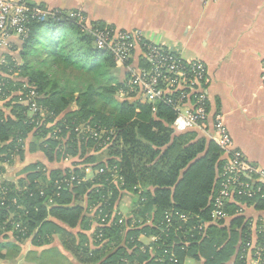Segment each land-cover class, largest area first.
<instances>
[{
    "label": "trees",
    "instance_id": "trees-1",
    "mask_svg": "<svg viewBox=\"0 0 264 264\" xmlns=\"http://www.w3.org/2000/svg\"><path fill=\"white\" fill-rule=\"evenodd\" d=\"M59 12L42 21L31 20L27 38L20 41V46L10 45L11 54L17 51L22 64L14 54H9L6 64L0 66L4 73L10 69L18 72L19 83L36 88L40 96L37 103L46 110L42 128L38 126L41 118L37 115L32 122L22 106H12L8 116L0 111V163L12 162L16 152L25 158L24 141L29 136L34 141L31 151H41L50 163L63 162L68 157L83 160L65 170L49 171L40 163L32 164L18 185L1 182L0 242L12 230L16 243L34 234L35 244L42 245L46 236L59 235L62 246L80 264L101 260L102 264H124L128 249H133L128 255L132 264H174L170 261L171 252L176 254L178 264H185L187 259L202 264H229L234 258L240 264L244 245L252 238L249 221L239 216L242 214L236 212L238 207L234 204L227 205L229 225L225 220H211L224 152L212 141L197 140L195 132L175 133V115L163 104H158L153 112V107L135 100L119 101L117 95L125 88V80L113 56L97 50L92 36L66 13ZM71 76L76 82L69 79ZM54 121L58 122L51 128L46 126ZM85 124L103 130L102 140H78L74 130ZM57 130L60 133L55 135ZM48 135L51 137L39 143ZM106 142L110 145L104 158L91 154L102 152L100 144ZM89 163L105 172L117 168L122 182L118 186L110 183L112 179L107 173L87 180L81 166ZM140 189L143 192L139 195ZM124 192L133 199L137 196V200H133L124 225H119L122 216L115 213L111 221L110 218L118 195L123 197ZM84 196L89 203L87 210L79 204ZM50 199L52 206L48 205ZM242 203H254L264 209L261 195ZM96 207L94 220L88 210ZM173 212L189 214L193 219L188 224L174 222L173 228L163 233L165 218ZM10 214H14V220L8 222ZM99 214L108 216L106 223L100 222ZM148 220L151 223L145 224ZM139 221L146 226L126 231ZM201 221L205 222L202 232L198 230ZM18 224L23 232L16 228ZM79 227L82 230L75 232ZM90 227L96 228L92 237L87 234ZM142 232L159 237L156 244L145 248V254L140 251L143 245L136 241ZM256 238L257 244H264V233ZM122 240L126 245L107 255L110 246ZM94 244L100 248H93ZM7 246L0 243V261L11 250ZM12 249L16 251V246Z\"/></svg>",
    "mask_w": 264,
    "mask_h": 264
},
{
    "label": "crops",
    "instance_id": "crops-1",
    "mask_svg": "<svg viewBox=\"0 0 264 264\" xmlns=\"http://www.w3.org/2000/svg\"><path fill=\"white\" fill-rule=\"evenodd\" d=\"M31 4L50 12L68 14L79 11L89 23L140 32L152 44L176 51L187 61L205 64L208 69L205 89L211 121L206 131L194 133L196 139L214 142L211 124L220 115L235 148L241 150L249 162L264 168V0H30ZM20 41V38L12 36L7 43L20 46ZM8 44L0 42L1 60L11 54ZM11 55L22 64L17 51ZM0 111L7 115L1 107ZM32 139L29 136L24 141V160L1 167L0 183L16 182L32 164L40 163L44 170L49 171L75 166L64 161L50 163L41 151L32 152ZM222 159H225L224 155ZM81 168L84 170L87 166L82 165ZM133 197L129 193L123 194L130 208L133 201L128 199ZM134 199L137 200V196ZM79 204L87 210V197ZM239 216L249 221L253 238L264 233V209L253 203L246 206ZM225 221L229 225L230 217ZM95 229L91 228L87 234L92 237ZM80 230L81 227L75 232ZM45 239L44 244L37 245L33 234L24 242L16 243L14 230L6 232L0 243L8 245L6 248L11 250L7 254L5 248L3 253L7 257L0 264H55L48 263L51 261L47 257L54 254L65 257L72 264H80L62 246L59 235L46 236ZM13 245L16 251L12 249Z\"/></svg>",
    "mask_w": 264,
    "mask_h": 264
},
{
    "label": "built area",
    "instance_id": "built-area-1",
    "mask_svg": "<svg viewBox=\"0 0 264 264\" xmlns=\"http://www.w3.org/2000/svg\"><path fill=\"white\" fill-rule=\"evenodd\" d=\"M58 14L59 11L50 12L33 8L30 0H0V42L7 46V41L12 36L24 40L28 36V24L31 20L42 21L46 17H55ZM67 16L77 21L81 28L92 36L97 50L113 56L116 68L121 71L125 80V88L119 93L121 98L151 106L153 112H156L158 104L170 108L175 115L172 124L175 133L204 132L209 128L211 121L209 98L205 89L208 69L205 64L200 61H187L176 51L152 44L145 40L140 32L119 30L110 25L97 26L89 23L86 16L79 11L70 12ZM8 48L12 47L9 45ZM138 50L140 55L136 56ZM5 64L6 59H0V66ZM15 76L18 77V72L12 69L3 76L0 82V94L9 86L16 87ZM262 80L264 82V61ZM19 95L21 104L33 103L35 112L46 113V110L37 103L40 96L36 88L25 83L23 88L19 89ZM211 127L215 133L212 139L225 156L218 178L219 189L214 197L211 212V220L216 223L230 217L226 211L228 204L236 205L238 207L236 212L243 214L247 206L246 203H242L243 200H253L259 195L264 197L262 195L264 168L249 162L244 153L235 148L222 116L217 115ZM74 132L77 135L84 134L91 140H102V135L105 134L103 130H96L87 124L78 126ZM109 145L106 142L100 144V147L107 148ZM106 173L111 176L110 183L118 186L122 182L117 168L107 169L106 172L101 169L99 172V174ZM57 188L61 189L59 186ZM141 193L140 190L138 194ZM98 208L96 207V212ZM118 215L122 216L119 225H124L125 218L120 213ZM98 218L104 224L108 216L101 217L99 214ZM192 219L189 214L173 212L166 216L165 229H162V232L170 231L175 225L174 222L188 224ZM201 223L202 225L198 227L200 232L205 229L203 226L205 222L201 221ZM17 228L24 231L20 225ZM151 240L156 244L159 237L155 236ZM170 255L171 263L178 264L176 254L171 252ZM239 259L240 264H264V244H257V238L252 237L244 245L243 254ZM234 261L232 264L238 263Z\"/></svg>",
    "mask_w": 264,
    "mask_h": 264
},
{
    "label": "rangeland",
    "instance_id": "rangeland-1",
    "mask_svg": "<svg viewBox=\"0 0 264 264\" xmlns=\"http://www.w3.org/2000/svg\"><path fill=\"white\" fill-rule=\"evenodd\" d=\"M36 64L33 63V66H35ZM54 71H58L57 69H55ZM60 72V71H59ZM6 73L2 72L0 70V82L2 81L1 79L3 78V76H5ZM67 76V75H65ZM64 76V77H65ZM18 79H19V73H18V77L15 76V79H14V85L16 87H20V88H23V86L25 85V83L23 82H18ZM69 79H72L74 82H76L74 80V77H70ZM82 80V79H80ZM84 80V79H83ZM27 84V83H26ZM15 87L14 86H9L7 87V89L5 88L3 91H2V94H0V107L2 109H4V111H6L7 113V116L8 115H11V111H12V106L14 105H18V106H22L24 108L27 109V112H26V116L28 117V119H30L32 122H33V119L38 115L39 118H41L38 126L40 128H42L44 126V121L43 119L45 118V115L46 113H41L39 114V112H35L36 108H33V103H28V102H25V103H22L20 102V95H19V90H15L14 89ZM1 93V92H0ZM5 94V95H4ZM4 95V96H3ZM117 99L119 101H123L125 99L121 98L120 95H117ZM134 102V101H133ZM9 105V106H6V105ZM55 122V121H54ZM51 123V124H48L46 125L48 128H51V126H54L58 121H56L55 123ZM60 133V130H57L55 131V135ZM70 133H68L69 135ZM51 135H48L46 138H42L40 140L39 143H43L47 138H50ZM81 139H85L87 142L88 140H91L90 138H88L87 136H85L84 134H79L78 135V140H81ZM38 141V140H37ZM34 143L33 139L31 140V144ZM100 150H103L102 152L101 151H98V152H93L90 153L98 158H101V156H103V158L105 157L104 154L106 153V148H102ZM7 155H4L3 157H6ZM72 157H68L67 160H65L64 162L67 163L68 165H75L76 164V161L78 162H81V160L83 159H80L79 157H74L73 159H71ZM12 162H5V163H0V168L3 167L5 168V166H11L13 165L15 162H17L18 160H24V158H22L20 155H18V152H16L13 156H12ZM71 159V160H69ZM76 160V161H75ZM85 162V160H84ZM95 165V167H94ZM87 168H85V174L87 175L86 176V179H92V178H95V176L100 172V170H97L99 168L96 167V164H90L89 165H86ZM88 171V172H87ZM1 173V172H0ZM28 173H26L23 177H25ZM7 176V175H6ZM22 178V177H21ZM20 179V177H19ZM19 179L14 183H16L18 185V182H19ZM118 201H117V207L116 209L114 210V213L113 214H123V217L126 218V216L128 214H130L131 211H129L131 208L129 206H127L128 202L126 200H124L123 197H121V195L119 194L118 197H117ZM132 199V200H131ZM130 200L128 199L129 202H132L133 201V198H131ZM133 203V202H132ZM49 204H52V201L49 200ZM89 214L91 216L94 217V220H96V208H91L88 210ZM127 214V215H126ZM14 214H10V217L8 218V222L14 220ZM125 215V216H124ZM137 224V225H136ZM145 224H150L149 222L145 223ZM145 224L142 223V221H139L138 223H134L133 226L129 227V228H126V231L128 230H133V229H137V230H140L143 228V226H146ZM20 225V224H18ZM17 225V226H18ZM16 226V228H17ZM21 226V225H20ZM22 228V227H21ZM23 229V228H22ZM125 237V235L123 236V238ZM155 236H148L146 233H140L138 238L136 239V241L138 243H141L143 245V247L140 249V251H142V254H145V248L147 247H152L154 242L151 240L153 239ZM126 245V243H124V240H122L119 244H112V246H110L111 250L107 253L108 254H114L118 251L119 248L121 247H124ZM93 248H100L98 247L96 244H94ZM136 248H138V246L135 247V250ZM127 254L128 255H131L133 253V249H128L127 250ZM154 251L152 252V249H151V256L154 255ZM127 255L128 258H125L124 260H122V262L124 264H132L130 262V259H129V256ZM49 257L48 259H50L51 262H48V263H55V264H72L68 259H66L65 257L61 256V255H57V254H54V255H49L47 256ZM46 261V260H45ZM157 262H161V261H158L156 260ZM102 262H104L103 260L101 261H95V264H102ZM186 264H202L200 262H196V261H193L191 259H187L185 261ZM115 264V263H114ZM136 264V263H135ZM146 264V263H145Z\"/></svg>",
    "mask_w": 264,
    "mask_h": 264
},
{
    "label": "water",
    "instance_id": "water-1",
    "mask_svg": "<svg viewBox=\"0 0 264 264\" xmlns=\"http://www.w3.org/2000/svg\"><path fill=\"white\" fill-rule=\"evenodd\" d=\"M31 6H33V5L31 4Z\"/></svg>",
    "mask_w": 264,
    "mask_h": 264
}]
</instances>
